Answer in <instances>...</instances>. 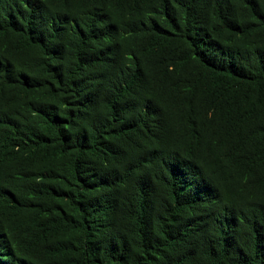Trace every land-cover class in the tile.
Here are the masks:
<instances>
[{"label":"trees","instance_id":"obj_1","mask_svg":"<svg viewBox=\"0 0 264 264\" xmlns=\"http://www.w3.org/2000/svg\"><path fill=\"white\" fill-rule=\"evenodd\" d=\"M0 264H264V0H0Z\"/></svg>","mask_w":264,"mask_h":264}]
</instances>
